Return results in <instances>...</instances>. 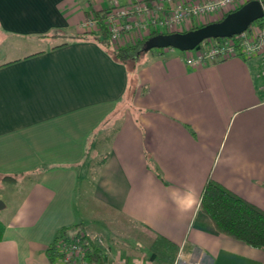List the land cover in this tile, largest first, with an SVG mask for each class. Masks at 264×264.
<instances>
[{
  "label": "crops",
  "instance_id": "crops-1",
  "mask_svg": "<svg viewBox=\"0 0 264 264\" xmlns=\"http://www.w3.org/2000/svg\"><path fill=\"white\" fill-rule=\"evenodd\" d=\"M109 6L0 0V264H50L63 230L107 250L110 235L112 258L264 264L199 206L210 177L264 210L262 59L191 69L170 51L137 68L94 41L40 37Z\"/></svg>",
  "mask_w": 264,
  "mask_h": 264
},
{
  "label": "built area",
  "instance_id": "built-area-1",
  "mask_svg": "<svg viewBox=\"0 0 264 264\" xmlns=\"http://www.w3.org/2000/svg\"><path fill=\"white\" fill-rule=\"evenodd\" d=\"M247 1L250 0H110L102 21L110 41L114 45L124 46L146 37L151 31L183 32L194 25L218 21L212 18L234 11ZM255 1L264 3V0ZM261 19L264 20V16ZM97 25L93 15L79 23L80 29L85 31H96ZM189 51L184 63L191 68H200L206 63H217L233 57H260L262 65L257 76L264 79V30L255 24L238 35L205 39L198 49ZM263 88L264 82L259 89ZM91 240L94 241V238ZM55 248V264H152L147 260L115 257L90 260L87 255L90 244L82 231H75L68 234L66 239H59Z\"/></svg>",
  "mask_w": 264,
  "mask_h": 264
},
{
  "label": "trees",
  "instance_id": "trees-1",
  "mask_svg": "<svg viewBox=\"0 0 264 264\" xmlns=\"http://www.w3.org/2000/svg\"><path fill=\"white\" fill-rule=\"evenodd\" d=\"M264 6V3H263ZM104 10H98L93 14H87L86 17L93 15L97 19L96 31L82 30L78 33L67 34L61 31H52L43 34L40 37H49L54 40L52 48L66 46L74 42L94 41L107 51L117 62L125 64L127 61H136L138 56L143 52L142 47L145 41L157 31H151L149 35L137 40L134 43L124 46L114 45L109 38L106 26L103 24ZM252 24L261 27L264 30V20L258 19ZM197 26H194L196 28ZM132 96V92L127 91L123 96V100H128ZM102 161H99L100 163ZM200 210L204 212L212 221L217 231L235 237L247 245L264 250V210L257 205L247 201L246 199L233 193L212 178H207L204 183L200 200ZM2 226L0 225V229ZM74 228V226L69 227ZM78 232L82 230H76ZM46 250L50 264H55L57 252L55 245L59 239L67 238V232L62 231ZM84 233V232H83ZM1 235V231H0ZM84 237L90 244L88 257L90 260H100V249L95 242L91 240L90 235L84 233Z\"/></svg>",
  "mask_w": 264,
  "mask_h": 264
},
{
  "label": "water",
  "instance_id": "water-1",
  "mask_svg": "<svg viewBox=\"0 0 264 264\" xmlns=\"http://www.w3.org/2000/svg\"><path fill=\"white\" fill-rule=\"evenodd\" d=\"M264 16L263 4L250 0L239 8L231 11L218 21L203 24L194 29L183 32L157 33L150 36L144 43L142 50L156 48H175L180 51L198 49L199 44L208 38H224L238 35L256 20ZM3 203L0 200V208Z\"/></svg>",
  "mask_w": 264,
  "mask_h": 264
},
{
  "label": "rangeland",
  "instance_id": "rangeland-1",
  "mask_svg": "<svg viewBox=\"0 0 264 264\" xmlns=\"http://www.w3.org/2000/svg\"><path fill=\"white\" fill-rule=\"evenodd\" d=\"M264 7V6H263ZM225 15V13H222L221 15H219V16H217V17H215V18H212L213 20H220L221 18H223V16ZM194 26H197V25H194ZM193 26V27H194ZM198 26H201V25H198ZM197 26V27H198ZM193 27H190V29H193ZM190 29H188V30H190ZM5 37L4 36H1V39L0 40H2V39H4ZM8 40V39H7ZM32 45H34V44H32ZM36 45V44H35ZM14 51V49H11V48H9L8 47V44H5L4 45V47H3V49L1 50V53H2V58L3 57H5L4 55L5 54H11L12 52ZM170 51H173L175 54H177V56H179V57H181V59L184 61V59H185V57L187 56V55H189L190 54V51L189 50H187V51H180V50H178V49H175V48H170V47H167V48H156V49H151V50H147V51H143L139 56H138V58H137V60L135 61V63H136V67L138 68L139 67V65H141V64H144L146 61H148V60H151L153 57H155V58H158V59H165L167 56H168V54H169V52ZM164 57V58H163ZM221 62V61H220ZM218 63V62H217ZM214 64H216V63H206L205 65H203V66H201L200 68H203V67H205V66H208V65H214ZM190 68V67H189ZM191 69H198V68H191ZM121 105H122V101H121V103L119 104V108H118V110H117V113L115 114V117L117 116V115H119L120 113H122V109H120V107H121ZM117 123V118H115V121H113V123H111L110 125H112L111 127H109V128H105L104 127V129H105V131L107 132V133H109L110 132V130H111V128L112 127H114L115 126V124ZM8 200V199H7ZM109 236L110 235H104V239H103V243H105V246L106 245H109L111 248H109L108 250L105 248H100L101 250H100V258L102 259V260H108V259H111L112 257H110L111 255L113 256V254H115V252H114V245H113V243H111V239L109 238ZM102 239V238H101ZM113 242V241H112ZM118 256V255H117ZM121 256V255H120ZM120 256H118V257H120ZM116 258V257H115Z\"/></svg>",
  "mask_w": 264,
  "mask_h": 264
}]
</instances>
